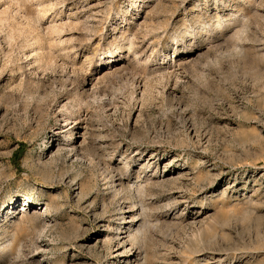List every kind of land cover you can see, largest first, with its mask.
I'll list each match as a JSON object with an SVG mask.
<instances>
[{"label": "rangeland", "instance_id": "obj_1", "mask_svg": "<svg viewBox=\"0 0 264 264\" xmlns=\"http://www.w3.org/2000/svg\"><path fill=\"white\" fill-rule=\"evenodd\" d=\"M0 264H264V0H0Z\"/></svg>", "mask_w": 264, "mask_h": 264}, {"label": "bare ground", "instance_id": "obj_2", "mask_svg": "<svg viewBox=\"0 0 264 264\" xmlns=\"http://www.w3.org/2000/svg\"><path fill=\"white\" fill-rule=\"evenodd\" d=\"M31 198H32V197H31V196H29V197L27 198V200H29V199L31 200Z\"/></svg>", "mask_w": 264, "mask_h": 264}]
</instances>
